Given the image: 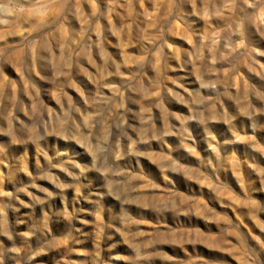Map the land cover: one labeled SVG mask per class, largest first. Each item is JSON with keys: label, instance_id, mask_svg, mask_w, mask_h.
I'll return each mask as SVG.
<instances>
[{"label": "rangeland", "instance_id": "1", "mask_svg": "<svg viewBox=\"0 0 264 264\" xmlns=\"http://www.w3.org/2000/svg\"><path fill=\"white\" fill-rule=\"evenodd\" d=\"M0 264H264V0H0Z\"/></svg>", "mask_w": 264, "mask_h": 264}]
</instances>
